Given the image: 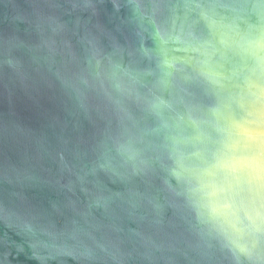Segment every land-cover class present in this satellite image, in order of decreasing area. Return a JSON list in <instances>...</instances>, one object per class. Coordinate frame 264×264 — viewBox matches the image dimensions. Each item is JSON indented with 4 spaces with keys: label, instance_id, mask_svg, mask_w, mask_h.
Listing matches in <instances>:
<instances>
[{
    "label": "water",
    "instance_id": "obj_1",
    "mask_svg": "<svg viewBox=\"0 0 264 264\" xmlns=\"http://www.w3.org/2000/svg\"><path fill=\"white\" fill-rule=\"evenodd\" d=\"M0 264H264V0H0Z\"/></svg>",
    "mask_w": 264,
    "mask_h": 264
},
{
    "label": "clouds",
    "instance_id": "obj_2",
    "mask_svg": "<svg viewBox=\"0 0 264 264\" xmlns=\"http://www.w3.org/2000/svg\"><path fill=\"white\" fill-rule=\"evenodd\" d=\"M212 211H213V213H215V212H216V209H215V208H213V209H212Z\"/></svg>",
    "mask_w": 264,
    "mask_h": 264
}]
</instances>
